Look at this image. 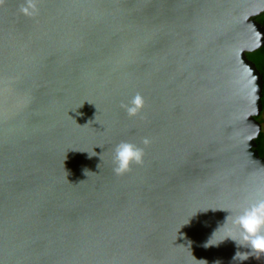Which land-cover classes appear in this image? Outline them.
<instances>
[{
  "label": "water",
  "instance_id": "obj_1",
  "mask_svg": "<svg viewBox=\"0 0 264 264\" xmlns=\"http://www.w3.org/2000/svg\"><path fill=\"white\" fill-rule=\"evenodd\" d=\"M23 6L0 2V264H264L214 245L264 186V77L247 56L264 0ZM121 142L144 162L116 175Z\"/></svg>",
  "mask_w": 264,
  "mask_h": 264
},
{
  "label": "clouds",
  "instance_id": "obj_2",
  "mask_svg": "<svg viewBox=\"0 0 264 264\" xmlns=\"http://www.w3.org/2000/svg\"><path fill=\"white\" fill-rule=\"evenodd\" d=\"M21 11L29 16L36 15L37 0H25V6L21 8ZM144 105L143 97L137 94L121 107L130 117H135L142 112ZM143 143L148 145L150 140L145 138ZM144 155V149L134 143L121 142L117 144L113 155V171L116 175L126 174L131 170L132 164H143ZM229 213L226 223L218 229L223 230V238L214 245L230 239L238 249L233 257L234 260L243 262L251 257L260 260L261 257H264V186L257 187ZM213 236L207 241L205 247L210 246ZM241 248L248 249V251H240Z\"/></svg>",
  "mask_w": 264,
  "mask_h": 264
},
{
  "label": "trees",
  "instance_id": "obj_3",
  "mask_svg": "<svg viewBox=\"0 0 264 264\" xmlns=\"http://www.w3.org/2000/svg\"><path fill=\"white\" fill-rule=\"evenodd\" d=\"M256 19L258 22L264 25V13L258 16ZM247 56L251 61H253L256 64L257 68L260 70L261 74L264 77V47H262L260 50L254 53H249ZM262 104L264 108V89H263ZM257 120L263 125V130L260 137L257 139V144H258V151L260 155L264 158V109L262 114L259 117H257Z\"/></svg>",
  "mask_w": 264,
  "mask_h": 264
}]
</instances>
